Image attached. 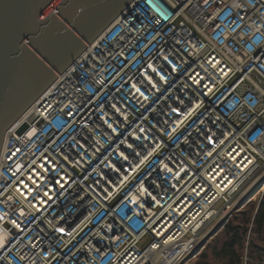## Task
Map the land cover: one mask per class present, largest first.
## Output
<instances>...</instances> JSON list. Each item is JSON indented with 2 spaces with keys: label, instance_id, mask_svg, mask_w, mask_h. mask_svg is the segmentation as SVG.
Returning <instances> with one entry per match:
<instances>
[{
  "label": "built area",
  "instance_id": "1",
  "mask_svg": "<svg viewBox=\"0 0 264 264\" xmlns=\"http://www.w3.org/2000/svg\"><path fill=\"white\" fill-rule=\"evenodd\" d=\"M263 168L264 0H136L8 131L0 264H191Z\"/></svg>",
  "mask_w": 264,
  "mask_h": 264
},
{
  "label": "water",
  "instance_id": "2",
  "mask_svg": "<svg viewBox=\"0 0 264 264\" xmlns=\"http://www.w3.org/2000/svg\"><path fill=\"white\" fill-rule=\"evenodd\" d=\"M135 1L0 0V159L8 131ZM28 129L26 124L18 134ZM225 221L190 258L201 253Z\"/></svg>",
  "mask_w": 264,
  "mask_h": 264
},
{
  "label": "rangeland",
  "instance_id": "3",
  "mask_svg": "<svg viewBox=\"0 0 264 264\" xmlns=\"http://www.w3.org/2000/svg\"><path fill=\"white\" fill-rule=\"evenodd\" d=\"M245 192H247L244 199H239ZM236 199L235 211L232 214V218L228 220V223L232 225H242V214L245 211L250 212L251 214L256 212L262 198L264 197V168L256 175L247 185H245L242 193ZM249 204V205H248ZM239 205H243L241 208ZM248 205V206H247ZM221 206L219 207V209ZM237 208V209H236ZM219 219L213 221L207 229L203 232V235L207 233L214 225L218 223ZM227 223V224H228ZM226 224V225H227ZM225 225V226H226ZM225 226L215 235L212 239L209 240V243L205 250H202L199 256L194 259L191 264H199L202 259L201 256L203 253L207 255L205 260L211 264H227L228 259L217 258L213 255L212 251L215 246H221L225 241ZM249 232L245 239L244 248L240 250L242 254V264H264V234L261 236H256L252 233V225H250ZM252 244V245H250Z\"/></svg>",
  "mask_w": 264,
  "mask_h": 264
},
{
  "label": "trees",
  "instance_id": "4",
  "mask_svg": "<svg viewBox=\"0 0 264 264\" xmlns=\"http://www.w3.org/2000/svg\"><path fill=\"white\" fill-rule=\"evenodd\" d=\"M242 216V225L235 226L228 223L225 226V241L220 247L215 246L212 251L213 255L217 258H227V264H242V254L240 250L244 248L250 225H252L251 231L254 235L261 236L264 234V197L256 209V212L254 211V213L251 214L245 211ZM201 259L202 261L199 264H211L205 261L207 259L205 253L202 254Z\"/></svg>",
  "mask_w": 264,
  "mask_h": 264
},
{
  "label": "bare ground",
  "instance_id": "5",
  "mask_svg": "<svg viewBox=\"0 0 264 264\" xmlns=\"http://www.w3.org/2000/svg\"><path fill=\"white\" fill-rule=\"evenodd\" d=\"M33 132H34V128H31V129L29 130V134L31 135V134H33ZM246 194H247V192H245V193L240 197V199H244L245 196H246ZM205 234H206V233H205Z\"/></svg>",
  "mask_w": 264,
  "mask_h": 264
},
{
  "label": "crops",
  "instance_id": "6",
  "mask_svg": "<svg viewBox=\"0 0 264 264\" xmlns=\"http://www.w3.org/2000/svg\"><path fill=\"white\" fill-rule=\"evenodd\" d=\"M208 243H209V242H208ZM208 243L206 244V246L204 247V249H203V250H205V248L207 247Z\"/></svg>",
  "mask_w": 264,
  "mask_h": 264
}]
</instances>
